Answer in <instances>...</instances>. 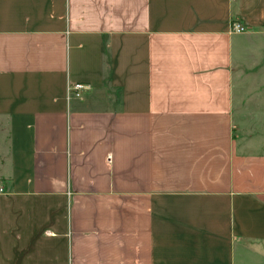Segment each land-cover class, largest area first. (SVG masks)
I'll list each match as a JSON object with an SVG mask.
<instances>
[{
    "label": "crops",
    "instance_id": "crops-1",
    "mask_svg": "<svg viewBox=\"0 0 264 264\" xmlns=\"http://www.w3.org/2000/svg\"><path fill=\"white\" fill-rule=\"evenodd\" d=\"M262 44L264 0H0V264H264Z\"/></svg>",
    "mask_w": 264,
    "mask_h": 264
},
{
    "label": "rangeland",
    "instance_id": "rangeland-1",
    "mask_svg": "<svg viewBox=\"0 0 264 264\" xmlns=\"http://www.w3.org/2000/svg\"><path fill=\"white\" fill-rule=\"evenodd\" d=\"M262 50L261 54L264 53V44ZM262 57L263 55L255 54V58ZM257 64L258 62L253 65L246 63L238 72L243 90L240 94H235L234 117L238 130L245 136L264 138V66Z\"/></svg>",
    "mask_w": 264,
    "mask_h": 264
},
{
    "label": "built area",
    "instance_id": "built-area-1",
    "mask_svg": "<svg viewBox=\"0 0 264 264\" xmlns=\"http://www.w3.org/2000/svg\"><path fill=\"white\" fill-rule=\"evenodd\" d=\"M231 32L233 33H244L245 32V27L239 23V22H234L231 25ZM84 84L82 83H75L72 85L67 86V94L70 96L74 97H79L80 91L84 88ZM0 192H2V189L0 188Z\"/></svg>",
    "mask_w": 264,
    "mask_h": 264
}]
</instances>
